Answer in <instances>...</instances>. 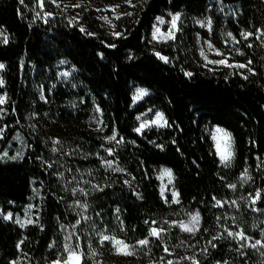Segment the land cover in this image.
<instances>
[{"label":"trees","instance_id":"trees-1","mask_svg":"<svg viewBox=\"0 0 264 264\" xmlns=\"http://www.w3.org/2000/svg\"><path fill=\"white\" fill-rule=\"evenodd\" d=\"M37 4L0 0V28L9 36L0 42V96L6 95L0 119L6 117L8 142L18 133L29 144L24 157L12 162L1 158L6 143L0 146V209L23 214L30 198H37L35 187L40 193L32 222L22 226L0 217V264L21 258L26 264H46L63 252L69 239L82 251V264H146L114 255L101 235L130 243L151 238L153 226L180 211H198L202 223L196 236L205 233L214 242L199 264L232 259L233 243L222 241L218 232L222 203L258 193L264 204V49L243 46L254 69L244 76L205 67L198 38L210 37L222 48L223 28L237 38L242 32L264 30V0H145L117 20V36L89 14L86 30L61 17L45 19ZM227 5L238 9L237 15L221 17L218 12ZM168 12L182 16L175 38L158 46L168 57L164 61L150 41L156 18ZM208 15L214 21L211 34L197 24ZM60 60L75 67L74 85L59 82ZM137 86L152 93L135 105ZM43 88L49 105L39 99ZM96 106L105 136L116 134L121 140L114 159L125 173L102 166L103 136L84 128ZM150 107L161 110L167 124L138 133L137 116ZM46 111L58 120L56 136L71 155V188L46 163L52 159L48 127L30 124L31 112ZM215 125L233 137L229 166L216 153L210 133ZM162 166L173 171L178 204L160 194L157 173ZM245 173L249 182L232 188ZM153 252L163 253L158 239ZM235 261L247 264L245 259Z\"/></svg>","mask_w":264,"mask_h":264},{"label":"rangeland","instance_id":"rangeland-1","mask_svg":"<svg viewBox=\"0 0 264 264\" xmlns=\"http://www.w3.org/2000/svg\"><path fill=\"white\" fill-rule=\"evenodd\" d=\"M145 0H38L37 11L38 15L47 19L49 17H61L71 24L79 26L86 30V23L84 22L87 14L93 15L99 20L100 26L113 35H119L116 30L117 20L126 14L133 12L135 7L143 4ZM238 9L232 5L225 7L221 6L218 14L221 17L235 16ZM181 13H170L158 16L155 20L151 32L152 51L160 56L164 61L168 60L167 56L162 55L158 48L161 43H168L173 40L179 31V23ZM197 24L207 30L209 34L213 32L214 21L211 16H205L197 19ZM223 38V47H218L213 40L199 36L198 46L199 53L202 59V64L212 70L227 68L231 73H239L247 76L254 71L252 61L245 59L243 46L252 48L253 46H261L264 49V30L257 32H242L241 36L237 38L228 29L221 30ZM8 34L0 28V42L8 41ZM220 61H223L221 63ZM244 65V67H240ZM58 79L60 83L72 84L75 81V67L66 60H60L56 66ZM55 86L52 84L51 87ZM144 91L143 96H139L140 91ZM152 93L151 90L137 86L133 90V102L139 104L143 102L148 95ZM3 103L6 102V95L2 94ZM39 99L41 102L49 105L51 100L46 95L45 88L40 92ZM162 117V118H160ZM30 124L35 127L47 126L45 129L47 140L50 142V154L52 159L46 161L51 167L52 172L59 174L67 182L68 188L73 184V171L70 168L71 155L69 152L63 151L60 145V137H57L58 120L53 112L46 111L45 113H30ZM138 126L140 129L138 133H142L150 127H164L167 124L164 113L156 107H150L137 116ZM143 126V127H142ZM85 129L92 130L99 136H103L104 154L101 155L100 161L102 166L112 172L125 173V170L114 159V147L121 142L116 134L105 136L106 125L102 116V111L96 106L93 116L86 121ZM9 126L6 122V117L0 119V146L6 143L1 158L6 162L21 160L27 152L29 144L27 138L21 134H16L11 141L8 142ZM220 131H217V130ZM211 137L214 147L220 162L223 166H229L234 158V141L231 133L221 127L212 126L210 128ZM62 139V138H61ZM71 176V178H70ZM157 177L159 179V190L164 200L168 201L171 197L172 202L178 204L180 202L179 193L175 187V176L173 171L165 166L158 169ZM249 182L247 173L242 175L239 183L232 184L231 187L237 190L240 186H244ZM234 186V187H233ZM34 193L37 198L40 193L35 187ZM37 198L31 197L28 204L25 206L23 214H13L12 212H4L0 209V217L5 221H12L19 225H25L32 222L34 213L37 210ZM223 218L219 222L218 232L222 241L229 240L233 243L230 252L232 259L229 261L219 262L218 264H239L246 260L247 264H264V204L261 205L260 196L258 193H242L239 199L229 200L222 203ZM193 217L198 219L193 220ZM202 223V217L198 211L185 212L180 211L176 216L166 219L151 229V238H146L148 243L141 245L139 240L137 242H127L123 238L113 234L103 233L101 240L110 243L112 252L116 256L136 257L138 261L145 260L146 264H199L198 259L209 252L210 245L214 244L212 240L206 239L205 233L202 236H196ZM184 225V228H181ZM153 229L159 232V235H152ZM185 229H191L185 230ZM232 233V235H229ZM236 233H243L245 239H240ZM110 239L104 240L103 237ZM158 239L163 244V253L157 255L153 252L154 240ZM75 239H69L64 247V250L56 258L51 259L46 264H82V251L76 248ZM220 240V241H221ZM115 241H122L118 246ZM259 241L260 243H256ZM255 244V247L253 245ZM127 246V247H125ZM57 248V247H55ZM128 253V254H125ZM14 264H26L24 258Z\"/></svg>","mask_w":264,"mask_h":264},{"label":"snow or ice","instance_id":"snow-or-ice-1","mask_svg":"<svg viewBox=\"0 0 264 264\" xmlns=\"http://www.w3.org/2000/svg\"><path fill=\"white\" fill-rule=\"evenodd\" d=\"M220 62L223 63V61H220ZM3 67H4V65L3 64H0V68H3ZM240 67H244V65H241ZM188 75L190 76L191 73H188ZM2 83H3V81L0 80V84H2ZM144 94H145L144 91L141 90L137 98H139V96H143ZM0 103H3V98H0ZM160 118H162V117H160ZM137 131H140V129H137ZM217 131H220V130L218 129ZM196 219H198V217H193V220H196ZM184 227H185L184 225H181V228H184ZM185 230H189L190 231L191 229H185ZM152 235H159V232L157 230L153 229ZM229 235H232V233H229ZM235 235L239 236V238L242 239V240L245 239L243 233H236ZM103 239L104 240H108L110 238L107 237V236H105V237H103ZM115 243L118 246V249L117 250L120 251L119 246L122 244V241H115ZM139 243L141 245H144V244H147L148 241L147 240H142V241H139ZM256 243L258 244L260 242L257 241ZM125 247H127V246H125ZM253 247H255V244L253 245ZM125 254H128V253H125ZM56 264H60V262L58 261V262H56ZM65 264H67V262H65Z\"/></svg>","mask_w":264,"mask_h":264}]
</instances>
